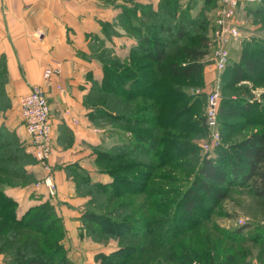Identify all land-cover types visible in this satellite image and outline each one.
Returning a JSON list of instances; mask_svg holds the SVG:
<instances>
[{"label": "rangeland", "instance_id": "374dc122", "mask_svg": "<svg viewBox=\"0 0 264 264\" xmlns=\"http://www.w3.org/2000/svg\"><path fill=\"white\" fill-rule=\"evenodd\" d=\"M95 1L96 3L93 2L99 7V9L93 7L95 15H99L98 12L101 10L100 8H102L101 16L104 17L107 14L108 17L111 11L113 19L107 22H100L99 25L103 37H106L108 40L102 41L98 40V37H95L94 40H92L93 49L91 51V57L102 65V70L105 64L112 65V68H115L113 70L116 74L114 76L115 81H113L112 84V88H115L117 86L116 79L127 70L126 68L128 66H125V62L131 61L130 65H133L134 61L137 65L141 64L142 66H147L149 64L147 59L144 57H137V54L134 58L130 57L135 47L137 48V46H139V49L144 47V44L139 42V35L142 36L149 33L156 34L158 32V30H153L151 28L156 24V18L149 21L146 15L150 13L149 7H152L153 12L157 13L158 10L163 7V0ZM171 1L175 2V5H172L171 9L175 7V11L177 10L176 19L180 17H190L199 18L200 20L199 27L194 31L192 30V33L190 32L191 35L193 34V36L196 37L194 38L192 36L193 38L190 40H194V43H196L197 38V44H199V40L205 39L210 41V45L204 50L205 56L199 62L202 67L199 76L186 80L165 76L156 77V80L163 89L169 88V86H178L181 88L182 92H184L188 98L189 107L193 108L189 117V119L193 121L204 120L206 122L210 94L216 92L218 94L220 107L217 127V130L221 134L220 140H214L212 138L208 126H206L207 129L206 132L204 131L203 136L195 134L186 135L187 137H185V134L175 132L180 134L176 135L177 138H180L179 141H191L199 149V153L186 156L185 158H177L169 165L162 167L159 163L161 160L150 153H147L145 158L137 160L142 164V167L135 166L134 168L131 162L128 163L129 160L123 162H104L103 156L112 153V149L110 148V150H106L103 147L96 149L91 148V153H93L96 159L95 161L91 159L90 162L84 163L85 167L96 169L99 174L108 175L112 180L113 169L116 170L114 172L120 178L131 180L132 178L138 177V179L131 182L130 186L134 188L135 194L131 193L132 189L131 191L125 192V187L121 184L113 189V192L117 190L114 194H96V192L99 191V189L96 188L97 185H110L113 181L109 184H102L98 181L93 182L95 179L90 177V173L83 169L79 165L80 163L74 164L66 167V171L69 179H71L70 181L74 184L77 197L75 199L79 198L84 201L81 205H77L78 207L69 205L65 209L59 208V190L54 178V173L57 170L49 163L52 149L44 160H39L35 150H33L31 140L29 141L30 173L28 172V175L21 179L13 178V184H9L10 182L12 183L10 176L0 177V180L8 182L9 186L13 185L15 189L19 187L29 188V190L32 191V195H30L31 198L34 196L35 191L38 190L37 193L41 192L40 205H35V207L46 204L45 206H47V209L52 210V219H57L56 227H62L64 236L60 244L70 264H100L95 261V257L100 255L109 256L121 247L129 248L132 246V244L126 245L122 242L120 243L119 239L114 235H99L97 232L101 231L99 230L101 227L97 220H94L92 223L95 225L94 227H90L89 221L84 220L85 215L91 211L103 215L104 218H107L111 222H117L119 220L118 223H121L120 220L125 218L121 217L123 212H118L119 214H116L117 218H109L107 214L115 211L117 207L126 204H128V206L125 207L124 214L128 216L131 215V217H135L136 219L143 216L146 220H149L154 219L156 215H164V218H168L170 222H173L174 225L176 224L178 231L169 242V245H171L170 250H166V254H169L170 257H174L176 254H182L183 249L202 251L205 256H207V253H212L214 250L218 249L220 259H223L228 253H234L238 257L237 264H264V247L260 245L261 242H264V200L255 196L252 186L243 188L240 187V185H235L230 188L228 198L222 202H218L214 208L210 202H207L208 199L202 194V200L205 203L204 207L209 209V217L207 220H203L205 213H203L202 208L196 209V217L203 221L191 231H189L191 226L186 222L187 220L184 218L183 212H178L175 208L176 205H179L180 199L184 196V193L192 185L193 178L196 177L202 159L208 158L215 162L224 161L222 160L223 153L226 151L228 153L234 152L233 146L235 144H239L244 138L260 130L264 126V13L261 12L262 15H257V12H259L258 9H260L258 5L261 4L259 0H255L253 3H244L241 0ZM262 2L264 4V0H262ZM142 6L148 8H141ZM262 8L264 9V5ZM125 12L128 13L125 14ZM114 27H118L119 31L116 32ZM160 29H162L161 26L159 27V30ZM112 38L116 40L115 44H113L114 41L112 42ZM157 38L168 40L165 32H162ZM171 55H173V59L176 58L175 60L180 58L176 53H171ZM254 56L262 59V62L257 67V72H255L254 75L246 76L244 81L240 83L234 84L231 82L233 77L230 71L233 67L238 65L244 68L246 61ZM221 58L226 62L223 66H220V63H218ZM100 67L101 66H99V68ZM119 67H121V69ZM149 69L150 70L143 72H147L146 74H149L150 81H152L153 78H155L156 69L154 66ZM144 77L146 78V76ZM95 84L97 83L93 84L91 91L96 87ZM58 90L63 92L61 86L58 87ZM97 99L99 98L97 97ZM89 101L90 103H88L91 106L87 103L86 105L92 109V112L97 110V108H92L93 105L97 107L96 103L91 100ZM149 101L148 98H141V102H139V100L136 101V106L137 104L142 106L146 102L151 105ZM244 102L251 105L257 104L258 114L255 111L252 112L251 120L255 122L251 123V126L244 127L250 115H247L243 109H239L241 115L238 114L236 117L229 115L224 116L221 114L222 109L227 110L225 114L232 111L231 115H233V107L244 104ZM238 108L239 107H237V109ZM106 109L108 110V114H110V112L112 113L111 117L109 116V120L107 119V121L101 124H94L91 120L95 126L94 128H98L100 132H104L105 134L108 132L109 137L106 136L105 141H109L105 142V145L107 143L113 145L120 139L131 140L132 135L122 130L121 126H119L120 123L112 120L113 117L119 115L120 111L128 110V108L122 109L119 105L112 104L110 108ZM172 109L173 107L168 110ZM138 110L140 109L138 108ZM92 112L89 116H91ZM153 116H155L154 113L148 114L147 112H143L140 118H144L143 120L148 121L151 120ZM259 116H262V123H258L260 120ZM151 128L150 124L143 127V131L140 130L142 133L149 134ZM128 130L133 132L137 131V129H134L132 126H128ZM229 135L230 139L227 140L226 138H228ZM99 158L100 160L98 161ZM38 172H42V174L40 175ZM85 177L88 180L85 181ZM150 178L151 181L149 180ZM147 180H149V182H147ZM146 182L148 183L146 189L140 192ZM162 192H167V196H164ZM1 197L0 201L2 199ZM108 198H110V201H108ZM8 199L15 202L16 212H18V202L9 196ZM35 207H31L25 211V214ZM36 212H38V210H31L29 215H33ZM1 216L2 213L0 212V217ZM20 217L21 216L18 215V218ZM64 218H68L69 221L67 220L65 222ZM188 218L190 217H187V219ZM135 222H137L135 219L130 221L131 225L134 227L137 226ZM110 224L111 223H108V228ZM13 228L14 226L7 222L3 232L4 236H8ZM40 228L44 230L48 228V226L41 225ZM136 228L139 233L141 232L140 238L145 239V233H143L144 231H142L141 225H138ZM240 228L246 229L238 237V242L229 241L228 235L230 234V236H232L230 238H235L236 236L233 235V232ZM53 237H57V234H54ZM253 238L260 239V241L255 244L250 240ZM24 240L25 238L21 237L16 243L18 245H15L14 248L20 246ZM246 241L248 242L246 243ZM139 242L141 241H138V244ZM201 242L203 246L202 249H199ZM209 244L212 245L211 250L210 252H206L207 245ZM10 247L11 246H6L4 248L0 247V264L17 263V261H15L16 255L11 253ZM195 263L202 264L199 261H195L191 264Z\"/></svg>", "mask_w": 264, "mask_h": 264}, {"label": "trees", "instance_id": "16d2710c", "mask_svg": "<svg viewBox=\"0 0 264 264\" xmlns=\"http://www.w3.org/2000/svg\"><path fill=\"white\" fill-rule=\"evenodd\" d=\"M260 4L258 5L260 9H258L259 12H257V15H262L261 12L264 13L262 0ZM172 5H175V2L163 0V7L157 13H154L152 7H149L150 13L146 15L149 21L156 18V24L151 28L158 30L156 33L157 36L165 32L168 40L159 39L156 34L151 33L142 36L139 35V42H142L144 47H140L141 49H139V46H137L131 53L130 58H134L137 54V57L147 59L149 64L142 66L141 64L137 65L135 61L133 65H130L131 61L125 62V66H128L126 68L127 70L118 76L116 79L117 86L115 88H112L113 81H115L114 76L116 75L113 71L115 68H112V65L105 64L103 67L104 78L102 83L95 84L96 87L86 98L88 105H90L89 100H91L97 106H92L93 109L97 108V110H94L90 116L94 124H101L107 121V119L109 120L112 113L110 112L108 114L106 108H110L112 104H117L122 109L128 108V110L120 111L119 115L113 117L112 120L120 123L119 126H121V129L127 131V133L129 132L132 135V139H120L112 145L110 147L112 153L102 155L104 162H123L129 160L128 163L131 162L134 168L135 166L142 167V164L137 160L145 158L146 154L150 153L161 160L159 163L162 167L169 165L177 158H185L186 156L199 153V149L195 144L186 140L179 141L180 138L176 137L178 133L175 132L185 134V137H187L186 135L195 134L203 136L204 131L206 132L207 129L206 122L204 120L193 121L189 119L193 108L189 107L186 94L178 86H169V88L165 89L161 88L156 77L168 76L186 80L199 76L202 69L199 62L205 56L204 50L209 47L210 41L203 39L199 40V44H197V38L196 43H194V40H190L196 37L193 34L191 35L190 32L192 33V30L194 31L199 27V18L180 17L176 19L177 10L175 11V7L171 9ZM141 8L146 9L148 7L142 6ZM127 13L125 12V14ZM160 26L162 29L159 30ZM171 53L178 54L180 58L177 60H175L176 58L173 59ZM261 60L260 57L254 56L246 61L244 68L235 65L230 71L233 77L231 82L237 84L244 81L246 76L254 75L257 72L258 65L262 62ZM152 66L155 67L156 71L155 78L150 81L149 74L143 71L150 70L149 68ZM121 67L119 68L121 69ZM141 98H148L151 105L146 102L142 106L138 104L136 106V101L139 100L141 102ZM171 107L173 109L168 110ZM237 107L239 108L237 109ZM233 109V115H231L232 111L225 114L227 110L222 109L221 114L236 117L238 114L241 115L239 109H243L247 115H250L244 127L251 126V123L255 122L251 119L253 111L258 114L257 104L251 105L244 102V104L234 106ZM143 112H147L148 114L154 113L155 116L151 120L145 121L143 120L144 118H140ZM261 118L262 116H259L260 120L258 123H262ZM150 124L152 127L150 133H142V128ZM128 126H132L134 129L136 128L137 131L133 132L128 130ZM0 133L2 134V132ZM226 139L229 140L230 135ZM11 140L12 143H10L11 141L3 140L0 145V151H3L2 154L0 153L1 157L13 145L11 161L3 164L4 167L0 170L2 177H5L4 175L11 177L12 183L10 182L9 184H13V178L21 179L28 175L24 167L26 163H30L29 156L25 152L23 160H21L22 157L19 155L21 148L16 147L15 138ZM233 150L234 152L232 153H228L227 151L223 153L222 160L224 161L221 162H215L208 158L202 159L196 177L193 178L192 185L180 199L179 205H176V210L183 212L184 218L187 220L186 222L191 226L189 231L209 217V209L204 207L205 203L202 200L203 195L208 199L207 202H210L214 208L218 202H222L228 198L230 188L235 185H240L243 188L252 186L255 196L264 200V126L244 138L239 144H235ZM5 156L3 155V159ZM114 171L116 170H112L113 183L105 186L97 185L96 188L99 191L96 194H114L117 190L113 192V189L120 184L125 187V192L131 191L132 189L131 193L135 194L134 188L130 186L131 182L138 179V177L132 178L131 180L120 178ZM84 180L86 181L88 179L85 177ZM149 180L151 181V178ZM147 182L143 186V189L141 188L140 192L146 189ZM4 185H8V182L0 180V197L2 196V202L0 201V212L2 213L0 217V247L11 246L9 249L12 254L16 255V264H70L60 244L64 233L62 227H56L57 219H52V210H48L45 204L32 208L31 210H38L35 214L29 215L30 210L18 218L15 202L8 199L1 192V186ZM162 193H164V196H167V192ZM108 201H110V198H108ZM127 206L128 204L119 206L116 208V212L113 211L107 214L109 218H117L116 214L123 212L121 217L125 218L120 220L121 223H118L119 220L117 222H111L107 218H104L103 215L91 211L85 215L84 220L89 221L90 227L95 226L92 224L94 220L100 223L101 228H98L101 231L97 232L99 235H114L119 239L120 243L122 242L126 245L132 244L129 248H119V250H116L109 256L100 255L95 257L97 263L191 264L199 261L202 264H237L238 257L234 253H228L223 259H220L218 249L212 253H207V256L202 251L183 249L182 254H176L174 257H170L169 254H166V250H170L171 245H169V242L178 231L176 224L174 225L168 218H164V215H156L154 219L149 220H146L143 216L136 219L135 217H131V215L124 214L125 207ZM200 208L205 213L203 220H199L200 218H197L195 214L196 209ZM187 217L190 218L187 219ZM134 219L137 221L135 222L137 226L141 225L142 231L145 233V239L140 238L141 232L139 233L136 228L137 226L134 227L131 225L130 221ZM7 222L12 224L14 228L9 232L8 236H4L3 232ZM108 223H111L109 228L107 227ZM41 225L48 226V228L42 230L43 228H40ZM245 229L240 228L234 231L233 235L236 236L235 238H230L232 236L229 234L228 240L238 242V237ZM54 234H57V237H53ZM21 237L25 238L24 242L17 248H14L15 245H18L16 243ZM250 240L255 244L260 241V239L256 238ZM138 241L142 243L139 242L138 244ZM260 245L264 247V242H261ZM202 246L201 242L199 249H202ZM211 247L212 245H207L206 252H210Z\"/></svg>", "mask_w": 264, "mask_h": 264}, {"label": "crops", "instance_id": "0c3cea01", "mask_svg": "<svg viewBox=\"0 0 264 264\" xmlns=\"http://www.w3.org/2000/svg\"><path fill=\"white\" fill-rule=\"evenodd\" d=\"M93 1L96 3L95 0H0V145L3 140L12 143L11 139L15 138L16 147L21 148V160L24 152L29 156L30 138L20 114L19 101L34 87H43L51 109L49 163L57 170L54 178L60 209L84 203L75 199L74 184L66 167L80 163L95 179L93 182L109 184L113 181L84 164L96 159L91 148L107 150L112 146L105 145L109 141H105L108 132L105 134L94 128L89 116L92 109L86 105L93 84L102 83L104 78L102 65L91 57L92 40L95 37L108 40L103 37L99 24L113 19L111 11L108 17L107 14L102 17V8L99 15H95L93 7H99ZM114 30L119 31L118 27ZM115 41L112 38L113 44ZM54 67H60L61 75L46 81V70ZM59 86L63 92L58 90ZM12 148L13 145L3 154L6 155L4 159L0 156V170L3 164L11 161ZM25 170L30 173L29 163ZM1 192L18 202L21 217L31 207L40 205L41 192L37 193L38 190L32 198V191L24 187L15 189L13 185H4ZM67 220L64 218L65 222Z\"/></svg>", "mask_w": 264, "mask_h": 264}, {"label": "built area", "instance_id": "2783aa9c", "mask_svg": "<svg viewBox=\"0 0 264 264\" xmlns=\"http://www.w3.org/2000/svg\"><path fill=\"white\" fill-rule=\"evenodd\" d=\"M244 3H253L255 0H241ZM259 2H261L259 0ZM224 58V57H223ZM221 58L220 66L226 64ZM61 70L59 67L46 70L45 79L48 81L52 77H59ZM218 94L212 92L209 98V107L206 124L211 131L214 140H220L221 134L217 130L219 115ZM20 114L26 128V132L32 141L33 150L39 160H44L50 153L52 146V124L50 121V106L47 94L43 87L36 86L31 93L19 101Z\"/></svg>", "mask_w": 264, "mask_h": 264}, {"label": "bare ground", "instance_id": "6f19581e", "mask_svg": "<svg viewBox=\"0 0 264 264\" xmlns=\"http://www.w3.org/2000/svg\"><path fill=\"white\" fill-rule=\"evenodd\" d=\"M247 6H248V4H247Z\"/></svg>", "mask_w": 264, "mask_h": 264}]
</instances>
